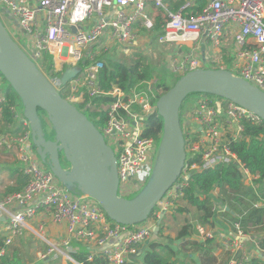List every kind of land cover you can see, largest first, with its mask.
Returning <instances> with one entry per match:
<instances>
[{
    "label": "built area",
    "instance_id": "obj_1",
    "mask_svg": "<svg viewBox=\"0 0 264 264\" xmlns=\"http://www.w3.org/2000/svg\"><path fill=\"white\" fill-rule=\"evenodd\" d=\"M150 2L166 11L164 28L156 40L162 45L177 48L204 38L219 48L225 26H234L236 53L228 70L264 92V0H206L202 11L190 17L167 10L163 0H0L1 21L6 27L2 15L10 20L11 28L6 29L35 65L41 70L44 56L52 57L57 74L48 76L41 71L56 91L82 112H100L93 117L95 120L105 113V124L98 129L110 148L116 145L117 195L123 198L143 187L154 163L158 140L144 134V125L147 116L156 110L158 97L152 91L155 81H143V87L138 83L128 89L113 85L104 91L99 85V72L104 66L103 56H110L118 48L121 53H129L132 48L152 41L136 31L139 24L145 29L152 28L153 22L146 12ZM249 38L256 48L248 46ZM173 62L177 63L175 70L179 73L201 67L202 63L190 55L181 61L174 55ZM74 66H80V71L63 84L62 72ZM103 97L109 98V102L93 104L94 98ZM4 102L0 89V106ZM17 103L11 110L21 130L0 135V148L14 154L19 171L30 180L21 190L0 198V216L5 217L0 225V234H5L0 260L7 256L14 239L23 236L28 224L43 214L52 223L64 224L65 233L48 242L42 235L44 223L40 222L38 232L47 248L37 258L58 255L72 261L68 249L72 242H77L86 247L88 260L101 255L108 264H131V256L152 237L159 215L178 206L191 175L236 162L245 184L257 178L238 159L230 144L248 140L244 136L245 122L264 126V120L232 101L199 94L180 114L187 141L180 176L155 205L153 217L137 225H123L110 220L95 199L72 194L59 183L35 154L29 123L22 114L20 101ZM262 203L264 200L256 206ZM223 225L231 230L226 232ZM196 230L201 241L214 240L219 244L228 255L226 264H264V250L256 244L250 249L253 235L243 232L238 222L231 226L218 218L212 224H199Z\"/></svg>",
    "mask_w": 264,
    "mask_h": 264
},
{
    "label": "water",
    "instance_id": "obj_2",
    "mask_svg": "<svg viewBox=\"0 0 264 264\" xmlns=\"http://www.w3.org/2000/svg\"><path fill=\"white\" fill-rule=\"evenodd\" d=\"M71 30L75 32V27L71 26ZM79 71L80 66L65 68L61 82L65 84ZM0 75L20 100L32 147L41 162L67 191L95 199L110 220L123 225L143 223L180 176L186 152L179 114L187 97L202 94L223 98L264 120V92L243 78L224 68L185 71L157 98L155 106L162 129L150 176L133 198H123L117 195L115 155L99 129L56 91L1 19ZM39 111L46 116L45 128ZM163 216L161 213L156 221L154 235Z\"/></svg>",
    "mask_w": 264,
    "mask_h": 264
},
{
    "label": "trees",
    "instance_id": "obj_3",
    "mask_svg": "<svg viewBox=\"0 0 264 264\" xmlns=\"http://www.w3.org/2000/svg\"><path fill=\"white\" fill-rule=\"evenodd\" d=\"M188 1L190 0H163V3L167 10L180 11L184 17L198 15L206 5V0H194L193 4H189ZM146 12L153 21L152 28L145 29L139 24L136 26V31L140 35L146 33L150 39L156 41L164 28L166 11L164 8L155 5L154 2H150L147 4ZM134 53H136L134 58H131L128 64L111 56H103L105 61L99 72V85L104 91H108L113 85L128 89L140 83L143 87L145 84H142V82L152 78L154 68L150 63H146V58L142 54L138 51ZM220 58L224 59L226 65H229V59L218 56L216 59L213 58L211 67L204 68H219V62L222 61ZM41 70L48 76L57 74L54 72L50 55L44 56L41 61ZM179 76L172 81L175 83ZM170 77L169 74H159V79L154 84L157 97L165 93L174 84L170 85L166 81ZM2 90L5 102L0 106V133L4 132L7 129L6 127L13 123L14 113L11 107L15 104V98L20 101L9 85L2 88ZM187 100L190 102V96L185 99L181 106L180 114L186 109L188 103L186 105L185 102ZM92 102L97 106L100 103H108L109 98H94ZM90 113L95 117L100 112L91 111ZM39 114L44 113L39 111ZM100 116L99 120L93 118V123L97 128H100L106 121L105 113L100 114ZM145 124L144 134L158 139L161 134L162 120L156 110L147 116ZM244 126V136L248 137V140L244 138L232 142L230 148L248 168L249 172L252 175H257V178H254L251 183L245 184L243 174L239 171L236 162L219 164L214 169L191 175L188 178V186L184 188L183 197L180 199L178 206L174 208V213H188L191 209H194L192 217L202 225L212 224L214 221H218V218L230 221H227V223H230L231 226L234 222H238L243 232L253 235V247L256 244L264 250V203L256 206L260 200H264V138H261V135H264V126L261 124L254 125L250 122H245ZM184 139L186 148L185 134ZM29 180V176L18 173L15 186L8 187L6 194L21 190ZM214 189H217V195L212 193ZM181 201H183L182 205L180 204ZM214 203L216 204V211L212 209ZM226 207H228V210H226ZM153 213L152 211L148 219L153 217ZM173 218H177L176 214ZM164 230L160 226L158 233L154 235L141 253L142 264H215L216 258L212 251L219 244L217 243V245L214 240H207L204 243L191 240L190 237L195 229L189 223V219L177 229L174 237L178 240L176 248H173V244H171L174 243L173 239L170 236H164ZM3 239L4 237L0 236V245ZM177 251H181L185 256L183 258L179 257ZM195 255L196 259L193 258ZM72 257L79 264H108L107 259L101 255H95L91 260H88L85 246L79 253H73ZM23 260L24 258L18 248L14 247L11 248L5 258L0 260V264H24ZM224 260L225 258L220 264H226L227 261L224 262ZM68 264L73 263L69 262Z\"/></svg>",
    "mask_w": 264,
    "mask_h": 264
},
{
    "label": "crops",
    "instance_id": "obj_4",
    "mask_svg": "<svg viewBox=\"0 0 264 264\" xmlns=\"http://www.w3.org/2000/svg\"><path fill=\"white\" fill-rule=\"evenodd\" d=\"M193 2H194V0L188 1L189 4H193ZM233 30H234V26H232V25L225 26L224 31H223L222 42L220 44V47L215 49V52L218 51V50L220 51L219 52V54H220L219 56H221V57L223 56V58H226V59L230 60L229 65H226V62L224 61V59L220 58L222 61L219 62V67L224 66L225 69L226 68L227 69H231L232 66H233L234 59H235L236 46H235L234 39H233ZM199 41H197V42H195L193 44L195 45V47H197V49L199 51H202L201 55L203 56L204 55V51H205L204 50L205 49L204 48L205 45L202 44V41H205V40H204V38L201 39V41L199 43L200 46L197 44ZM149 44L152 45L153 41L149 40ZM248 46L251 47V48H256V44H255V42H254V40L252 38L248 39ZM190 48L191 47L184 48L185 50H187L186 54H189L191 52ZM181 49H180V51H181ZM123 53H125V52H123ZM190 56L191 57H196L195 55L194 56L190 55ZM262 59L264 61V56H262ZM3 88H5V87H3ZM15 104L16 105L18 104L17 103V98H15ZM6 128L7 129L4 132L0 133V134H4V133H7V132L15 134V133H17V132H19L21 130V125L13 117V123L9 124L8 127H6ZM18 173H21V172L19 171L18 163L16 162L14 154H12L10 152H7L3 148H0V196L1 197L4 196L3 194L6 195V190H7L8 187L15 186L16 177H17ZM212 193L214 195H217L218 194L217 189H214ZM182 202L183 201L180 202L181 205H182ZM194 211H195L194 209H191L188 213L183 212L182 214H177L176 212L174 213V210H172L170 213H165L163 218H162V221L160 223V226H162L166 230V228L170 227V223H171L170 221H172L173 224L175 225L176 229H178V227L180 225H182L183 223H186V220L189 219V223L195 229V231L192 234V236L190 237V239L194 240V241H197V242L204 243L203 241H201L200 237L197 234L196 228H197V226L199 224L200 225H202V224L199 223L194 217H192ZM174 214H176V216H177L176 219L173 218ZM4 218L5 217L3 215L0 216V225H3ZM40 222L44 223L43 234L42 235L46 239H48L47 240L48 242L58 240L65 233L64 224H62V223L55 224V223H52L43 214L37 215L36 218L32 222H30L28 224L29 228H27V230L25 231L23 236L16 237L14 239V241H15V240H17V239H19L21 237L23 238V237H25L27 235L33 234V235L36 236L38 241H40L42 244L45 245L44 249H41V246H40L38 249H36L34 251L32 261H29V262H32L33 264H53V263H57V262H58V264H68L69 262L73 263V264H79L78 262H76L73 259L72 254L73 253H79L80 251H82L84 249V246L82 244H80V243H77V242H72L71 248L68 249V253H69L70 257L72 258V261L67 260L65 258H62V257H60L58 255H57L56 258H53V256H48V257H45L43 259L37 258V254L38 253H43L46 250V248H47V242L44 241V239L41 236V233L38 232V225L40 224ZM228 222H230V221H228ZM203 226H205V225H203ZM223 227H224L226 232L231 230V228L229 226H227V225H223ZM165 230H164V233H165ZM0 236L4 237L5 234L2 233V234H0ZM164 236H169V235H165L164 234ZM153 237H154V234L152 235V237L150 238L148 243L145 244L146 246L153 239ZM28 241L29 240L24 241L26 245L30 244V242H28ZM253 241H254V239H253ZM13 244H14V242L10 246L9 251H11V248H13ZM21 244L24 245L23 242H20L19 245L17 246V248H19L20 250H21V247H22ZM252 244H253V242L249 246L250 249H253V245ZM176 245H178V243ZM146 246L142 250H140L137 254L131 256V258H130L131 259L130 260L131 264H142L141 253L146 248ZM254 247H255V245H254ZM177 252H178L179 255H182V253L180 251H177ZM212 253H213V255L216 258L215 264H220L224 258H225L224 262L227 260V254L222 252V250H221L219 245L216 246L213 249ZM193 258L196 259V255L193 256ZM23 262H24V264L29 263V262H27L26 259H24Z\"/></svg>",
    "mask_w": 264,
    "mask_h": 264
},
{
    "label": "rangeland",
    "instance_id": "obj_5",
    "mask_svg": "<svg viewBox=\"0 0 264 264\" xmlns=\"http://www.w3.org/2000/svg\"><path fill=\"white\" fill-rule=\"evenodd\" d=\"M2 18H3L4 23L6 24V27L8 29H10L11 24H12L10 22V20L4 15H2ZM144 34H146V33H144ZM200 41L197 43L199 46H200V44H199ZM202 44L205 45V47H204L205 51H204L203 56L201 55L202 51H199L193 43L189 44V46L188 45H181V46L177 47V49H176L175 46L172 44L162 45V44H159L157 41H153L152 45H150L149 42H146L145 44L141 45L140 47L132 48L131 52H129V53H123V52L121 53L120 52L121 49L118 48L115 50V52H113V54H110V56L117 59V60L124 62L125 64H128V62L131 61V58H134V56L136 54L134 52L138 51L140 54H142L143 57L146 58V63H150L151 66L154 68V70H152L153 76H152L151 80L155 81V83H156L157 80L159 79V74H161V75L169 74V76H171V77L169 80L166 79V81L171 85L172 83H174L172 80L175 79L177 76L181 75V73H178L175 70V66L177 65V63L173 62L174 55L178 56V61H181L185 56H188V55L194 56L195 55L196 58L201 60V62H202L201 67H211L212 66L213 58H215V59L218 58L220 51L218 50L215 52L216 46H214V44L211 41H202ZM186 47H191L190 48L191 52L189 54H186L187 50L184 49ZM180 49H181V51H180ZM6 86H8L6 81L0 77V89H2L3 87H6ZM153 89H154V85H152V91H153ZM197 96H199V95H192V96H190V98L192 100L193 98H195ZM186 103H188V100L185 102V104ZM186 105H185V107H186ZM84 114H86V116L89 120H93V116L89 111L85 110ZM39 116H40L41 122L45 128V126L47 124L46 116H45V114H39ZM182 127H183V131L185 132V125H183V123H182ZM157 140H158L157 143L159 144L160 137ZM111 148H112L114 155H115L116 145L112 144ZM64 166H65V164H64ZM138 192L131 193L127 197L133 198ZM3 195L5 196V194H3ZM3 197L0 196V198H3ZM170 222H171L170 227L166 228L164 234L172 237L174 243H171V244H173V248H176V244L178 243V240L174 239L173 237H175V235L177 233V229H176L175 225L173 224V222L172 221H170ZM26 240H29L28 241V242H30L29 245L25 244L24 241H26ZM20 242H23L24 245L21 244V246H22L21 250L18 248L19 252L23 256V258L27 260V262L32 261L33 253L36 249H38L40 246H41V249H44V246H45L40 241H38L36 236L33 234H30V235H27L23 238L21 237V238L15 240L14 244H13V248L17 247ZM188 251H190V250L188 249ZM184 256H185L184 253H182V255H179V257H181V258H183ZM57 263H53V264H57Z\"/></svg>",
    "mask_w": 264,
    "mask_h": 264
}]
</instances>
